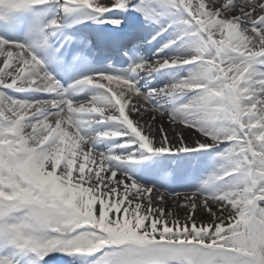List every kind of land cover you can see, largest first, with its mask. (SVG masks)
I'll use <instances>...</instances> for the list:
<instances>
[{
    "label": "snow or ice",
    "instance_id": "obj_1",
    "mask_svg": "<svg viewBox=\"0 0 264 264\" xmlns=\"http://www.w3.org/2000/svg\"><path fill=\"white\" fill-rule=\"evenodd\" d=\"M50 2L0 0V13ZM56 2L116 28L123 22L116 13L139 11L160 26L153 40L169 34L158 53L175 54L133 64L130 73L185 68L188 75L141 90L131 75L97 72L76 83L99 93L75 101L37 55L57 19L38 26L29 40L0 37V241L37 260L48 257L45 264L74 254H99L94 264H264V0ZM27 92L44 95L15 94ZM90 122L114 128L88 132ZM118 137L115 147L134 150L97 149ZM208 149L218 151L219 163L183 204L180 193L140 184L117 166L136 153L145 159L141 150ZM78 150L83 159L74 168ZM196 212L211 222L198 225Z\"/></svg>",
    "mask_w": 264,
    "mask_h": 264
},
{
    "label": "bare ground",
    "instance_id": "obj_2",
    "mask_svg": "<svg viewBox=\"0 0 264 264\" xmlns=\"http://www.w3.org/2000/svg\"><path fill=\"white\" fill-rule=\"evenodd\" d=\"M122 21H126L123 13L115 14ZM88 18L78 19V18H70L67 23H78L85 22ZM62 26V24H61ZM159 25L152 23L149 21V24L143 22L140 27H128L126 32H137L136 35L133 36L132 43H138L133 48L125 49L120 53H116V44L112 46H106L104 48L95 50L94 47H86L84 50V56L77 62L76 59H71L69 61H63L59 59L56 51L52 50L51 43H47L37 50V55L43 61V67L46 71L53 74V76L59 81L62 87L67 91L70 96V90L65 87V83L63 81L64 76L69 77L70 86L73 88L80 89V92L71 98L75 101H83L87 100L90 96L98 94L99 89L92 86H79L77 85V81L81 80L84 77L91 76L97 72H108L114 75H131L133 79H135L137 86L141 90H147L151 88H159L163 87L166 84L173 82L174 80L180 79L188 75L187 69L185 68H174V69H163L159 72H140L137 74L130 73V66L136 63H141L144 61H155L159 59L162 55H173L175 54V49H164L163 53H158V49L163 46V44L167 43V40L170 38L169 34H165L163 36H157L155 40L152 39L154 35H156L157 31H159ZM47 30H53L52 38L56 36L58 32H60L61 27L55 30V28H49ZM55 30V31H54ZM171 31V30H170ZM152 36H151V34ZM103 36H112L115 40L114 42L120 41V46H125L126 41L122 38V36L114 31L104 32ZM0 37L5 39H9L11 36L6 32L0 31ZM90 39L93 37L88 35ZM138 38V40H136ZM11 40V39H9ZM17 40V39H14ZM19 40H27L25 36H19ZM94 41V40H92ZM96 41V40H95ZM138 41V42H137ZM151 41V43H149ZM89 42H87L88 44ZM96 46V45H94ZM102 50L105 55H100V51ZM3 57H0V67H4ZM13 66H15V62L13 61ZM58 66L61 69V72L55 71V67ZM10 70V69H9ZM80 73V75H78ZM7 82L11 83V78H7ZM103 83L107 84V81H103ZM113 90L117 89L119 86L115 83L111 85ZM2 88V86H0ZM9 91L10 90H5ZM24 99L30 98H42L44 94L40 92H27V93H15ZM86 107H90V101H84ZM77 106L74 104V107ZM33 110H29V114ZM66 111V109H65ZM132 119L135 121L138 119L135 115L132 116ZM49 123L54 127V121L51 119ZM165 126L169 130L173 128V125L165 121ZM114 126L112 123L98 125L94 122H90L87 131L95 132V131H103L105 129H113ZM180 130V129H178ZM31 131V129H28ZM71 131V130H70ZM185 135H191L186 129H184ZM47 134V133H45ZM122 138H114V139H106L102 140L97 144V149L101 152L111 151L117 155H127L130 151L134 150L133 148H118L115 147L117 144L121 142ZM68 141H65V145H67ZM143 155L146 157L145 159H140V153H136V156L132 160H124L117 162V166L121 168L122 171H125L128 175L132 176V178L138 181L140 184H146L149 186H155L162 191L168 192H178L180 196L178 197L179 202L181 204L185 203V195L187 194L191 197V191H195L199 189L204 181L208 179V177L212 174L216 167L211 166V159L206 158L205 156H214V160L219 163L218 151L216 149H208L205 152H188V153H179V154H151L143 151ZM91 158V157H90ZM83 159L82 155H77V164L74 165V168L78 167V163ZM99 159V158H97ZM64 166V161H61V167ZM46 170H50L46 166ZM87 171V169H86ZM59 173V169H58ZM75 175V172H74ZM155 191L150 193L149 195H155ZM167 199L171 203L174 199L172 196H167ZM202 199V198H201ZM135 203V202H134ZM133 203V207H134ZM143 203V202H142ZM127 206L122 205V208ZM98 207V206H97ZM131 211V209H130ZM143 213V208H142ZM178 213V219L181 223H184L185 220V211L182 208L174 209ZM115 215L114 212H112ZM196 222L197 224L202 223H210L211 219L207 216L206 212H196ZM169 221H174L176 217H166ZM218 222V221H217ZM147 223V222H146ZM9 247H3L0 253V259L8 258Z\"/></svg>",
    "mask_w": 264,
    "mask_h": 264
},
{
    "label": "rangeland",
    "instance_id": "obj_3",
    "mask_svg": "<svg viewBox=\"0 0 264 264\" xmlns=\"http://www.w3.org/2000/svg\"><path fill=\"white\" fill-rule=\"evenodd\" d=\"M56 11H58V8H56ZM84 17L89 16L87 12L83 14ZM216 39H219L220 37H215ZM208 159H211V166L216 167L217 161H215L214 156H206ZM219 157V156H217ZM110 217L114 216L112 212L109 213ZM9 247L8 252V259L12 261V264H45V260L48 259V257H45L44 260H37L32 253H23L19 250H16L12 248L11 246L5 244L4 242L0 241V251L3 247ZM1 253V252H0ZM54 255L60 256V253H55ZM99 254H74V255H65L62 257V260L59 262V264H94V261L97 259Z\"/></svg>",
    "mask_w": 264,
    "mask_h": 264
}]
</instances>
